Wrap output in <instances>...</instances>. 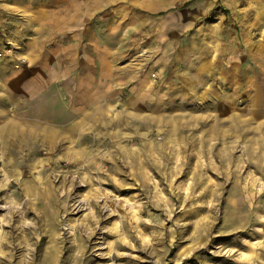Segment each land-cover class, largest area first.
I'll return each mask as SVG.
<instances>
[{
    "label": "rangeland",
    "instance_id": "obj_1",
    "mask_svg": "<svg viewBox=\"0 0 264 264\" xmlns=\"http://www.w3.org/2000/svg\"><path fill=\"white\" fill-rule=\"evenodd\" d=\"M0 264H264V0H0Z\"/></svg>",
    "mask_w": 264,
    "mask_h": 264
},
{
    "label": "crops",
    "instance_id": "obj_2",
    "mask_svg": "<svg viewBox=\"0 0 264 264\" xmlns=\"http://www.w3.org/2000/svg\"><path fill=\"white\" fill-rule=\"evenodd\" d=\"M229 54V53H228ZM227 54V55H228ZM229 60H227V67H228V65H229V62H228ZM226 61H224L223 63H225ZM207 69H205V66H203V67H199V68H197V69H194V70H192V76L191 77H189V79H195V77H194V75H200V77L201 78H204V76H205V74L207 75V74H214V71L212 70L213 68H212V66H207L206 67ZM226 68V67H225ZM217 69H218V75H219V72L221 71V69H223L224 70V67H218L217 66ZM228 70V69H227ZM213 77V79H216V80H218V76H212Z\"/></svg>",
    "mask_w": 264,
    "mask_h": 264
},
{
    "label": "bare ground",
    "instance_id": "obj_3",
    "mask_svg": "<svg viewBox=\"0 0 264 264\" xmlns=\"http://www.w3.org/2000/svg\"><path fill=\"white\" fill-rule=\"evenodd\" d=\"M69 155V154H68ZM74 156V155H73ZM72 157V156H71Z\"/></svg>",
    "mask_w": 264,
    "mask_h": 264
}]
</instances>
